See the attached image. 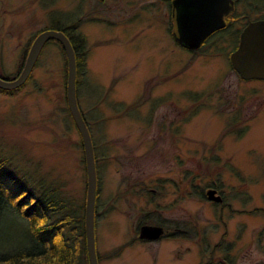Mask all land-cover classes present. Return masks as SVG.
I'll return each instance as SVG.
<instances>
[{
	"label": "rangeland",
	"instance_id": "rangeland-1",
	"mask_svg": "<svg viewBox=\"0 0 264 264\" xmlns=\"http://www.w3.org/2000/svg\"><path fill=\"white\" fill-rule=\"evenodd\" d=\"M76 8L88 46L79 103L109 144L98 150V263L264 264V79L239 77L229 39L180 48L163 0H0V72H15L39 29ZM65 81L61 50L47 42L28 82L0 92V150L83 197ZM212 186L221 201L206 196ZM152 217L168 234L144 240Z\"/></svg>",
	"mask_w": 264,
	"mask_h": 264
},
{
	"label": "trees",
	"instance_id": "trees-1",
	"mask_svg": "<svg viewBox=\"0 0 264 264\" xmlns=\"http://www.w3.org/2000/svg\"><path fill=\"white\" fill-rule=\"evenodd\" d=\"M67 20V16L52 17L49 24L42 29L49 27L61 29L71 41L75 52L76 94L80 107L78 97L86 69L87 37L80 30V24L76 28ZM51 41H54L61 50L67 78L65 50L58 40L51 38L47 42ZM24 54L15 72L10 74L0 72V75L15 77L23 65ZM31 73L32 71L23 84L10 89L0 87V92L10 94L17 92L28 82ZM191 94L196 95L195 92ZM66 109L68 118L74 123L68 106ZM121 109L123 110L122 105L116 107L118 112ZM80 110L89 128L94 147L97 172L96 219L100 188L98 150H103V147L107 149L109 144L97 142L87 116L81 107ZM103 119H99L98 122H103ZM78 143L83 150L82 140ZM22 159L0 150V264H89L84 226L86 190L83 197H77L67 190L62 178L51 177L47 172L42 171L39 162L30 163L28 158ZM82 160L84 161V152ZM5 218L7 222L1 224Z\"/></svg>",
	"mask_w": 264,
	"mask_h": 264
},
{
	"label": "water",
	"instance_id": "water-1",
	"mask_svg": "<svg viewBox=\"0 0 264 264\" xmlns=\"http://www.w3.org/2000/svg\"><path fill=\"white\" fill-rule=\"evenodd\" d=\"M230 0H174L177 39L188 47H196L203 38L216 27L223 25L222 11L230 8ZM222 3V6L220 5ZM225 11V10H224ZM58 40L67 58L66 101L74 123L80 133L83 145L86 194L84 226L89 264H99L95 238V201L97 172L92 137L80 110L76 94V60L69 37L58 28H45L33 38L19 73L13 77L0 75V87L10 89L23 84L32 71L47 40ZM230 61L240 77L264 79V18L250 21L241 31L237 47L230 53ZM206 196L221 201L222 196L215 188L206 191ZM160 224L144 223L140 226V236L153 238L160 235Z\"/></svg>",
	"mask_w": 264,
	"mask_h": 264
},
{
	"label": "flooded vegetation",
	"instance_id": "flooded-vegetation-1",
	"mask_svg": "<svg viewBox=\"0 0 264 264\" xmlns=\"http://www.w3.org/2000/svg\"><path fill=\"white\" fill-rule=\"evenodd\" d=\"M167 7H168V15H169V23L170 25L168 26V31L173 37L174 41L179 45L180 48L185 49V50H197L199 48H202L203 46H213L214 44H219L221 40H228L232 43V47L229 51L228 56H230V53L237 47L240 39V33L242 29L250 22L253 20H258L264 18V0H230L229 4L231 5L230 8L226 9L224 7V10L222 11V17L224 20L223 25L216 27L210 33H208L203 40L200 42V44L196 47H188L181 43L177 39V28H176V18H175V6H174V0H163ZM239 4H243V9L239 12H237V7H239ZM222 6V3L220 4ZM223 7V6H222ZM73 16L71 19V25L75 26L76 28L79 26V14L78 10L73 11V14L71 13L70 17ZM217 44V45H218ZM219 53V52H218ZM230 61V57H229ZM231 63V61H230ZM232 66V64H231ZM233 68V66H232ZM234 69V68H233ZM235 70V69H234ZM236 71V70H235ZM237 72V71H236ZM238 73V72H237ZM210 188H215L217 192V188L212 186ZM207 189V190H208ZM153 188L149 190V193L151 196H153ZM206 193V192H205ZM145 223L149 224H160L163 227V231L160 235L157 237L153 238H148L147 237H141L139 234L140 228L138 235L140 238L144 240H149V239H154L155 238L159 239L160 237L167 235L168 234V228L164 224V222H157L154 221L153 217L150 219H145ZM144 224V223H142ZM141 224V225H142ZM183 231H186L185 228H183Z\"/></svg>",
	"mask_w": 264,
	"mask_h": 264
}]
</instances>
